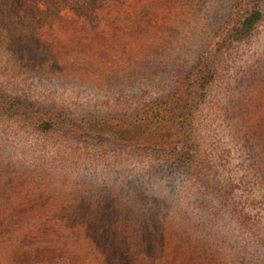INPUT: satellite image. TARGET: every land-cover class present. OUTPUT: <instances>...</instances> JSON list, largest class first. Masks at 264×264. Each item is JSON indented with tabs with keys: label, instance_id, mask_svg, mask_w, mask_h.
<instances>
[{
	"label": "rangeland",
	"instance_id": "obj_1",
	"mask_svg": "<svg viewBox=\"0 0 264 264\" xmlns=\"http://www.w3.org/2000/svg\"><path fill=\"white\" fill-rule=\"evenodd\" d=\"M89 1L78 13L63 0H0V195L10 203L0 219L11 221L0 232V264H120L127 248L144 254L134 264H264V0ZM254 10L251 32L235 38L230 27ZM119 30L129 39L117 42ZM160 39L175 53L152 52L169 76L158 77L159 100L184 96L172 113L158 103L132 121L87 116L138 107L129 84L139 75L123 69L126 55ZM100 59L118 94L96 99L95 89L45 76ZM47 109L55 126L81 136L38 130ZM241 212L259 245L248 244ZM33 215L46 231L23 230Z\"/></svg>",
	"mask_w": 264,
	"mask_h": 264
},
{
	"label": "trees",
	"instance_id": "obj_2",
	"mask_svg": "<svg viewBox=\"0 0 264 264\" xmlns=\"http://www.w3.org/2000/svg\"><path fill=\"white\" fill-rule=\"evenodd\" d=\"M66 3L70 4V8L72 9L73 12H84V9L86 8V6L90 5V1L89 0H77V2H73V0H63ZM82 6V9H79V7ZM121 14V13H120ZM81 17V16H80ZM116 17L117 18H123V20H125L124 16L119 15L118 13H116ZM260 17V12L258 10H254L252 12H250L246 17H244L243 19H241V21L239 23H237L235 26L230 27L231 29V33L235 34V38L237 39H241L245 36H247L251 30L253 29V26L255 24V22L259 19ZM79 18V17H78ZM54 19V18H52ZM115 24V23H114ZM125 26H123V28H125L126 30L128 29V23H124ZM95 31L97 29H99L97 27V23H90V28H91V32L93 31L95 26ZM140 25V24H139ZM105 27V25H104ZM19 34L21 36H25L22 32H19ZM131 36V34L127 33V32H122V30H119L118 32V36H116L115 38L117 39V42H124L126 40L129 39V37ZM98 38V37H97ZM21 44L20 46H25V44L23 43L24 41L21 39L20 40ZM9 45V43H7ZM122 45V43H120V46ZM131 48L128 49V53L126 55L127 59V65L123 67L124 70L129 69L132 73H136L138 71V75L136 79H134L129 86L132 88V91L135 93V98L138 100L139 99V104H135V102H131L130 104L132 106L137 105L138 107L134 109L129 110L128 112H119V111H115L112 110L111 108H109V105H107V107L105 109H98L96 112H90L91 115L86 114L87 116L91 117L93 116L95 119L101 118L102 119H109V118H119V119H123V118H129L131 121L133 119L136 118V116L138 115L139 112L137 111H141V112H147L148 110H150L152 107H156L155 104H161L163 105L164 109H166L167 111L170 110V112L172 113L173 107L174 105H177L180 103V100L182 98H184V96L181 93H177V96L174 99H170L167 95L165 96V100L166 102L163 101V103L160 102L159 100V94H160V90L162 88V86L160 85V81L158 79V77H164L165 79L169 78V76L164 75L163 74V70L165 69V65H163L162 63L159 64L160 60H158L156 57H153L152 52L153 53H159L161 51V53H165L169 50H171L173 53L174 52V47L170 44H168L167 42H165L163 39H160V41H148L146 42V44L142 43V46L137 48L134 47L132 45H130ZM33 48H35V45H32ZM102 48V45H98L96 47H94L93 49H91L92 52L94 53H99L100 50ZM36 49V48H35ZM124 51H127V47H124ZM103 50L107 51V53H109L110 51H108V47H105V49L103 48ZM110 54V53H109ZM172 57H167V58H162V61H166L169 60ZM179 61L181 62H185V59L183 58H179ZM80 63L77 62H71L69 64H60L59 68L57 69V71H50V73H47L45 76L49 77L51 79H54L53 83L62 86V88H72L74 87V89H84V88H89V89H95L96 91L93 92H89L88 96H91L92 94H95L96 99L98 97H101L105 94H118V93H114V89L113 88H118V86L120 84L118 83V78L117 77H108L109 76V72L111 71V66L110 65H105L107 64L106 61L101 62V59L97 62V61H92V62H88V63ZM204 71H207V76L210 77L211 73L213 76V71L212 67L206 66L204 65ZM27 68V67H26ZM38 68H42L41 66H39ZM43 69H47V68H43ZM35 70L34 69V63H31L30 66L25 69L26 72H31ZM57 73V74H56ZM173 75L174 76H178L176 69H173ZM137 81V83H136ZM121 82V81H119ZM151 84L153 85V89L149 90V87L151 86ZM49 85V84H47ZM51 85V84H50ZM89 86V87H88ZM129 88V87H128ZM140 105V107H139ZM165 105V106H164ZM62 110V109H61ZM102 110V111H101ZM157 109H155L156 111ZM65 114L66 111L63 109L62 110ZM47 115L49 117V119L43 121L42 123H39L38 125L35 124L36 126H38V130L43 131V132H47L49 133L52 129L53 130H61L57 131L60 134H65L68 135L69 137H71L72 139H75L76 137H80L81 134L77 131H73V130H68L66 128H64L63 126L58 127L55 126L56 121L52 120V117L50 116L49 113V109H47ZM157 113V111H156ZM95 114V115H93ZM52 115V113H51ZM62 115V113H61ZM102 115V116H101ZM41 121V119H40ZM47 121H51V122H47ZM86 134V133H83ZM134 134V133H133ZM135 135H132V137ZM173 158V157H171ZM73 160V156L72 155H68L67 161L71 162ZM64 167H67L66 165ZM1 196L0 195V211H2L1 207L3 206L5 209L8 205H10V203L8 202L7 197ZM4 200L5 204H1L3 203L2 201ZM65 207V206H64ZM237 216L239 217V227L245 228L248 232V244L252 243L253 240H257L254 237H251L249 234H253V231H251V229L249 230V222H250V216L247 215L246 213H242L241 214H237ZM4 219V220H3ZM6 218H2L0 219V232L1 229H3L6 225L10 224L11 221H8V223L6 224L3 221H5ZM252 226V225H251ZM82 227V224L79 228ZM34 229H42V231H46L47 230V221H42L40 220L36 215H33L29 218H26V220L24 221L23 224V230H25L28 233V230H31V233H34ZM14 231V230H12ZM6 233L8 234L7 236L4 235V241H7L10 245L12 244V241H16L15 237L12 235L13 232H9L8 230L6 231ZM29 234V233H28ZM84 234V233H83ZM31 235V234H29ZM87 234H85L84 236H86ZM35 237V236H34ZM77 239V238H75ZM52 241L56 244V245H64L66 244V240H61L60 235L58 233H54L52 236ZM258 241V245H259V239ZM257 245V247H258ZM238 250L236 251L237 253L244 252L246 251V248L243 246H237ZM260 249L262 250V252H264V237L260 238V245H259ZM11 247L7 248L10 249ZM62 249V248H60ZM131 249H126V250H121L120 251V264H134L136 261V257H142L144 256V254H142L141 250H137L134 252H130ZM126 252H129V254L131 257H128L126 254ZM150 254L153 256L157 255V251L156 250H150ZM12 255V253H11ZM250 256V254H249ZM12 257H15V255L13 254Z\"/></svg>",
	"mask_w": 264,
	"mask_h": 264
}]
</instances>
